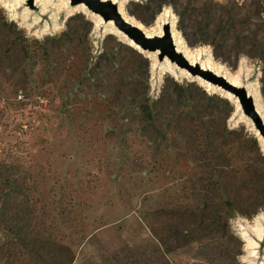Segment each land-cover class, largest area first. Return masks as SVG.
Masks as SVG:
<instances>
[{
  "label": "rangeland",
  "instance_id": "1",
  "mask_svg": "<svg viewBox=\"0 0 264 264\" xmlns=\"http://www.w3.org/2000/svg\"><path fill=\"white\" fill-rule=\"evenodd\" d=\"M47 1L0 6V264H264L263 137L241 106ZM124 2L147 29L170 9L264 109V0Z\"/></svg>",
  "mask_w": 264,
  "mask_h": 264
},
{
  "label": "bare ground",
  "instance_id": "2",
  "mask_svg": "<svg viewBox=\"0 0 264 264\" xmlns=\"http://www.w3.org/2000/svg\"><path fill=\"white\" fill-rule=\"evenodd\" d=\"M22 1H25V0H0V6L5 7L6 9L9 10L10 13L15 14L18 5ZM34 1L36 3H38L41 0H34ZM102 1H111L112 3L116 4L118 6L119 11L122 12L123 16L131 24H134L135 26L144 30V32L146 33L147 36H150V37L159 36V37H161L164 33L163 26L165 24L170 25L171 36L175 42L176 50L179 53L183 54L184 57L191 64H195V65L198 64L204 70H209V71L213 72L216 76L225 78L226 81L231 83L234 87H236V86L241 87L242 86V81L240 80L239 75L236 74L235 76H233L229 72L227 67L223 66L222 64L219 65L214 60L213 55H212V53L209 52V50H206V51H203V50L202 51H190L189 50V47L186 45L184 39L181 37L180 33L177 30V25H176L177 17L174 15V13L170 9L169 10L167 9L165 12L163 11V13L158 17V22L156 23L155 28L147 29L137 19H135L134 17H131L130 15L127 14V12H125L124 0H102ZM50 2H52V0L45 2V4L43 5V10H42L43 12H45L46 9L49 7ZM62 2H63V5L68 10L67 11L68 15H72L73 13H75V11H78L81 13H85L87 15L90 14V15L94 16V18L97 22V25H101L103 23V19L100 16L88 12L87 8L84 5H78V6H74L73 8H70L69 7L70 0H62ZM106 24H107L106 27H108L112 33L116 34L117 36H120L133 49L135 48L136 50L141 52L140 46L137 45L134 41L129 40L123 32H121L120 30L117 29V27L114 26V23L112 21L106 22ZM57 26L58 25L55 23L56 28H57ZM156 54H158V52H153V53L150 52V55H152L154 57L157 56ZM156 64L157 63L154 62L153 67H155ZM160 69H161L162 74L169 73L172 76H174L177 80L183 78V79H188L190 81H196V82H199L203 87H205V89L207 91L219 92L220 94H223L224 96L231 99L235 103L237 110L241 111L238 98L233 96L231 93L221 89L220 87L213 85L211 82H208V81L206 82L203 79H201L200 77H192L191 74L187 70L177 67L167 57H165L163 62L160 64ZM244 87L246 88L248 95L253 97L254 102H255V109H257L258 114L260 115V117L262 118V120L264 122V109H262V106H261V95L259 92V83L257 81H251L250 83H248ZM247 120L250 122L249 119H247ZM250 124H251V122H250ZM256 134L259 138H261V136L259 135V132L257 130H256ZM261 140H262L263 145H264V139L261 138ZM254 221H255V224L250 225L251 230L257 236L258 240L262 241V239L264 237V227L261 224H262V222H264V214L257 216ZM242 235H243L244 240H246L248 242V247L255 250L256 247L258 246V242L257 241L255 242L254 240H252L249 237V234L245 229H243ZM254 253L255 252L253 251L251 254H254ZM249 264H252V262H249Z\"/></svg>",
  "mask_w": 264,
  "mask_h": 264
},
{
  "label": "water",
  "instance_id": "3",
  "mask_svg": "<svg viewBox=\"0 0 264 264\" xmlns=\"http://www.w3.org/2000/svg\"><path fill=\"white\" fill-rule=\"evenodd\" d=\"M30 5L34 0H29ZM72 6L84 5L88 12L100 16L103 21H112L118 30L123 32L127 38L134 41L141 48V53L158 52L161 61L167 57L172 63L181 69L187 70L192 77H200L204 81L211 82L213 85L231 93L238 98L240 106L245 115L253 121L260 135L264 138V123L257 109L252 96L248 95L243 87H234L225 78L216 76L209 70H204L198 64H191L183 54L176 50L175 42L172 39L170 26H166L164 33L159 36H147L144 30L131 24L119 11L118 6L111 1L102 0H70Z\"/></svg>",
  "mask_w": 264,
  "mask_h": 264
},
{
  "label": "trees",
  "instance_id": "4",
  "mask_svg": "<svg viewBox=\"0 0 264 264\" xmlns=\"http://www.w3.org/2000/svg\"><path fill=\"white\" fill-rule=\"evenodd\" d=\"M9 231H10L11 233L15 234V235L18 236V237H22V236H21V233H20V232H16V230H14V228H9Z\"/></svg>",
  "mask_w": 264,
  "mask_h": 264
}]
</instances>
